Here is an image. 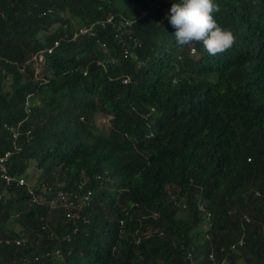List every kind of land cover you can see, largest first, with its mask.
I'll use <instances>...</instances> for the list:
<instances>
[{"label":"trees","instance_id":"trees-1","mask_svg":"<svg viewBox=\"0 0 264 264\" xmlns=\"http://www.w3.org/2000/svg\"><path fill=\"white\" fill-rule=\"evenodd\" d=\"M173 2L0 0V157L27 181L0 173V264H264V0H215L216 56L177 46Z\"/></svg>","mask_w":264,"mask_h":264},{"label":"clouds","instance_id":"clouds-1","mask_svg":"<svg viewBox=\"0 0 264 264\" xmlns=\"http://www.w3.org/2000/svg\"><path fill=\"white\" fill-rule=\"evenodd\" d=\"M219 11L220 6L215 0H175L165 19L175 30L177 46L183 48L202 43L211 56L231 49L236 37L231 29L217 23L214 13Z\"/></svg>","mask_w":264,"mask_h":264},{"label":"built area","instance_id":"built-area-1","mask_svg":"<svg viewBox=\"0 0 264 264\" xmlns=\"http://www.w3.org/2000/svg\"><path fill=\"white\" fill-rule=\"evenodd\" d=\"M112 25L117 26L118 30L124 29L126 27L131 28L133 26V22L129 21V20H124L119 22V24H117L115 18L111 17L109 19H107L104 23H102L100 26H102L103 28H105L106 26ZM96 27L93 26L90 29L87 28H81L79 27L78 31L74 34V38H77L78 35L80 34H91V35H95V30ZM58 46V43H56V46ZM51 52V51H50ZM196 50L193 49L191 51V53H195ZM43 58L40 57L39 62L42 64ZM124 83H128V80L124 81ZM12 153L8 152L4 155V157H0V173L2 174V178L3 180L6 182V184L8 186H10L12 183H16L17 186L19 187H24L27 184V181L24 177H12L8 174V167H7V162L9 161L10 157H11ZM100 179V177H99ZM86 187L84 186V182L83 183H79L77 185V188L74 191L71 192H58V196L60 197V200L63 202V207L65 208V210L68 212L67 213V217L68 218H75L78 219L80 218V212L84 210V206H89L92 200V191H87L85 192ZM52 190L49 189L47 190L46 188H44V192L45 193H50ZM42 201V199H40V202ZM249 221V220H248ZM20 243L18 242L17 245H19ZM243 241H240L239 245H242ZM237 247V245H234L232 247V249H235ZM210 258L212 260H214V256L213 254L210 255ZM216 264V263H213ZM224 264V263H223Z\"/></svg>","mask_w":264,"mask_h":264},{"label":"rangeland","instance_id":"rangeland-1","mask_svg":"<svg viewBox=\"0 0 264 264\" xmlns=\"http://www.w3.org/2000/svg\"><path fill=\"white\" fill-rule=\"evenodd\" d=\"M38 65L39 66H38L37 71H36V76L38 74L42 73L41 72L42 71V67H40L42 64L39 62ZM34 68H36V66H34ZM95 119H96L97 125H99L100 128H101V131L99 132V135L107 136L108 135V130L106 129V126H107V124H108V122H109V120L111 118L103 116L102 114H97ZM29 172H31L30 174L32 175V179H33V181H31V183L36 182V178H37L38 174L35 171H32V170H30Z\"/></svg>","mask_w":264,"mask_h":264}]
</instances>
